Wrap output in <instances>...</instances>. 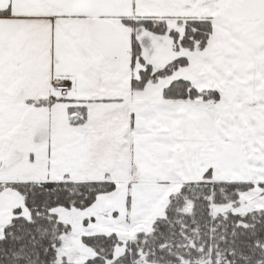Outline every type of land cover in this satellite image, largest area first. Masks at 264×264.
<instances>
[{"label":"snow or ice","instance_id":"6c2138e0","mask_svg":"<svg viewBox=\"0 0 264 264\" xmlns=\"http://www.w3.org/2000/svg\"><path fill=\"white\" fill-rule=\"evenodd\" d=\"M0 264H264V0H0Z\"/></svg>","mask_w":264,"mask_h":264}]
</instances>
